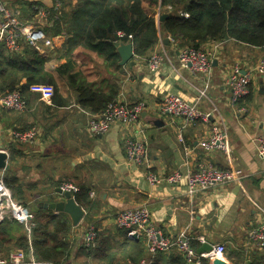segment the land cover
I'll return each mask as SVG.
<instances>
[{
  "label": "crops",
  "instance_id": "1",
  "mask_svg": "<svg viewBox=\"0 0 264 264\" xmlns=\"http://www.w3.org/2000/svg\"><path fill=\"white\" fill-rule=\"evenodd\" d=\"M64 1L65 13L69 16L77 0ZM2 2L23 22H31L35 21L36 8L49 10L54 0ZM142 8L154 18L159 28V19L166 14L148 2H143ZM42 23L54 44L52 48L43 46L38 54L46 58L44 70L52 78L63 104L52 105L53 85L28 86L23 92L27 102L25 112L13 113L0 108V149L7 154L9 166L4 174L18 181L17 198L27 202L34 217L45 223L49 216L62 214L70 222V232L66 236L70 251L64 264H105L100 260L128 243L126 232L114 225V215L142 207L148 209L152 223L165 237L175 238L182 234L190 238L196 253L203 244L212 248L220 245L224 247L221 262L225 264H264V249L252 246L246 237L251 229L264 227V163L258 158L254 144L264 123V74L253 78L249 95L239 106L246 107L245 114L239 113L238 107L230 106V92L225 85L230 66L239 63L243 71L254 67L264 57V48L230 40L222 42L211 72L205 76L182 68L175 46L165 43L168 37L160 33L158 42L143 57L164 54L160 71L150 74L143 63L134 59V65H121L118 57L113 66L80 46L68 50L64 43L72 34L66 36L64 33L67 25L63 23L56 27L50 20ZM55 33L59 35L53 36ZM204 45L211 48L213 44L210 41ZM27 48L24 46L22 50ZM67 61L72 68L61 74L60 67ZM74 75L79 76V83L98 92L115 90L117 100L127 106L142 103L144 107L138 124L115 122L106 134L90 135L87 122L98 114L79 105L75 88L68 80ZM19 84L25 85L26 80L21 79ZM167 94L178 95L188 103L196 104L203 112L215 110L208 123L185 126L183 145L177 139L183 121L161 112L162 98ZM214 126L227 130L230 146L227 154H204L199 146ZM31 128L38 130V138L32 144L13 142L7 134L9 130ZM142 137L147 143V157L141 166H135L127 160L125 143ZM186 161L188 165H185ZM201 163L218 169H238L245 177L234 184L213 187L191 200L186 196L184 181L171 186L164 181L150 185L146 180L148 173L163 177L175 171L186 174L195 171ZM63 182L87 188L96 195L82 206L72 195L83 212L76 225L68 214L44 208V205L66 201L58 194ZM5 214L0 212V223ZM90 225L96 229L98 249L96 258L88 260L82 235ZM48 228L50 230L51 225ZM20 236L30 241V232L25 227L20 233L9 230L0 256L24 251L16 247ZM199 238H203L204 243ZM142 245L145 249L142 260L149 264H187L174 248L152 257L143 241ZM120 264H140V261L123 260Z\"/></svg>",
  "mask_w": 264,
  "mask_h": 264
},
{
  "label": "trees",
  "instance_id": "2",
  "mask_svg": "<svg viewBox=\"0 0 264 264\" xmlns=\"http://www.w3.org/2000/svg\"><path fill=\"white\" fill-rule=\"evenodd\" d=\"M143 2L155 5L161 13L167 15L160 22L159 28L154 18L142 8ZM64 3V0H54L52 8L45 10L48 21H52L56 27L66 24L67 30L64 33L66 36L72 34L64 43V48L71 50L80 46L96 53L113 66L119 57L115 43L131 42L134 55L143 58L158 42L160 33L176 40L180 46L196 49L210 41L229 40L254 48H264V0H77L76 7L70 10L69 16L65 13ZM180 14H186L187 18ZM56 35L59 33L53 36ZM0 51V95L18 91L24 96L23 92L30 85L50 84L54 86L52 105L62 106L58 90L44 70L46 58L31 48L14 54L0 46ZM60 68L61 74L68 73L69 68H72L70 61ZM21 79L26 80L25 85L19 84ZM68 80L75 88L79 105L89 107L95 114L101 113L107 104L117 100L115 90L109 93L98 92L85 83H79L78 75L69 76ZM3 182L13 201L29 210L27 202L17 198L18 181L5 173ZM88 193L87 188L79 187L78 192L72 195L82 206L83 202L89 200ZM70 228V222L62 214L49 216L45 223L34 217L30 241L20 236L16 240V247L24 252L31 249L33 256L39 261L64 264L69 258L66 236ZM14 229L20 233L24 227L11 220L6 213L0 223V252H4L8 231ZM97 238L93 247L85 249L88 260L96 258ZM126 241L127 245L121 250L108 254L100 261L105 264H120L123 260L137 263L141 261L145 255L142 240ZM191 246L194 248V245ZM208 263L207 260L201 262Z\"/></svg>",
  "mask_w": 264,
  "mask_h": 264
},
{
  "label": "built area",
  "instance_id": "3",
  "mask_svg": "<svg viewBox=\"0 0 264 264\" xmlns=\"http://www.w3.org/2000/svg\"><path fill=\"white\" fill-rule=\"evenodd\" d=\"M187 18L186 14H180ZM47 20V13L42 8H36L35 21L23 22L19 16L8 10L2 0H0V44L10 53H20L24 46L40 52L42 47L52 48L54 40L48 38L42 21ZM121 36V34H119ZM59 38V37H55ZM54 38V39H55ZM168 42L175 46L177 59L182 68L189 69L193 74L209 75L218 50L222 42H212V47L193 48L190 46H180L179 42L167 38ZM136 62L143 63L150 74L158 73L164 61L163 53H154L147 59L134 55ZM264 74V57L258 63L243 71L239 63L230 66L225 79V85L229 89L228 103L232 107H238V112L246 113V107H239V103L248 96L250 84L256 76ZM143 104L127 106L116 100L107 104L104 110L89 120L86 125L87 132L92 136L106 134L113 123L120 122L126 125L136 126L143 111ZM0 108L13 113H23L27 109V102L24 96L18 91L6 92L0 95ZM161 112L173 118L183 121V125L178 129L177 139L180 144H184L185 126L196 122L208 123L215 110L203 112L196 104L188 103L178 95L167 94L162 98ZM9 138L19 144H32L38 138V130L31 128L27 131L9 130ZM254 144L258 158L264 163V123L260 132L254 138ZM200 148L204 154L222 152L227 154L230 150L227 130L214 126L210 130L208 138L200 143ZM126 157L135 166H141L147 157V143L141 139H130L125 143ZM0 152H4L0 149ZM185 165H188L187 161ZM4 171L0 173V212H6L9 217L19 224L24 225L29 233L33 228L34 215L25 207L17 204L11 198L9 189L3 182ZM245 177V174L238 169H218L206 164H199L195 171L186 172L175 171L163 177L153 173L146 175V180L150 185L160 184L162 181L171 186H177L184 181L186 196L191 200L200 193H205L216 186L234 184ZM59 189L71 195L78 192V186L70 182H63ZM95 193L90 191L88 199H95ZM114 225L126 232L128 239H141L149 256L154 257L157 253L166 254L173 248L183 257L187 264H201L202 260H207L213 264L214 260L223 259L224 247L216 245L208 253L198 255L191 246L190 238L179 234L175 238H168L163 235L150 219L147 208H134L117 212L113 217ZM247 241L254 247L264 249V227L251 229L247 233ZM97 238L96 229L88 226L82 235V243L85 248L94 246ZM204 243L203 238H199ZM0 264H57L54 262H43L37 260L32 250L13 251L6 256H0ZM140 264H149L148 261L141 260Z\"/></svg>",
  "mask_w": 264,
  "mask_h": 264
},
{
  "label": "water",
  "instance_id": "4",
  "mask_svg": "<svg viewBox=\"0 0 264 264\" xmlns=\"http://www.w3.org/2000/svg\"><path fill=\"white\" fill-rule=\"evenodd\" d=\"M166 15H161L159 22H162L166 19ZM165 43H168V39L166 38ZM116 52L120 59V64L125 65L129 63L130 65H134V58L133 48L131 42L127 44L122 43H115ZM7 154L5 152H0V171H8L9 166L7 165ZM58 194L63 196L66 201L62 202H54L49 205H44V208H48L51 211L57 213H66L70 216L72 223L74 225L78 224L79 221L82 219L83 212L82 210L75 204L74 200L72 199V195L68 192H62L60 189L58 190ZM212 250V247L209 244H203L201 248L197 251V254L200 255L202 253H208ZM213 264H225L219 260H214Z\"/></svg>",
  "mask_w": 264,
  "mask_h": 264
},
{
  "label": "bare ground",
  "instance_id": "5",
  "mask_svg": "<svg viewBox=\"0 0 264 264\" xmlns=\"http://www.w3.org/2000/svg\"><path fill=\"white\" fill-rule=\"evenodd\" d=\"M167 16V15H166Z\"/></svg>",
  "mask_w": 264,
  "mask_h": 264
}]
</instances>
